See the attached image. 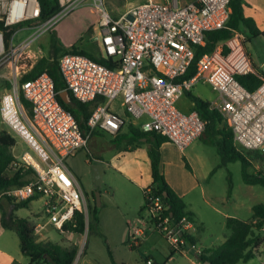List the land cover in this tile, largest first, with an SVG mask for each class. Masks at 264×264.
Returning a JSON list of instances; mask_svg holds the SVG:
<instances>
[{"label":"built area","instance_id":"built-area-1","mask_svg":"<svg viewBox=\"0 0 264 264\" xmlns=\"http://www.w3.org/2000/svg\"><path fill=\"white\" fill-rule=\"evenodd\" d=\"M91 3L98 14L94 40L101 54V64L81 54H64L58 60L59 72L67 91L80 104H93L86 131H81L75 118L58 102L54 83L42 73L33 80L21 77L35 64L34 41L58 20L85 3ZM59 10L39 25H28L40 17L39 0H0V70L11 89L0 96V118L29 151L17 164L32 171L31 180L0 194L12 203L28 200L41 202L40 219L34 235L42 239L47 226L63 233V226L74 223V214L88 222V207L77 179L66 161L87 149L96 131L116 135L125 124L111 104L120 100L128 119H145L143 133L160 135L183 152L204 133L208 122L196 111L182 113L176 101L193 84L204 80L220 96L212 105L227 121L233 141L242 149L264 154V77L262 84L250 92L237 80V75L256 74L243 46L244 37L235 33L195 64V75L181 80L193 60L197 47L205 45V35L226 27L230 0H145L114 18L106 10L105 0H57ZM18 26L8 40L5 29ZM19 29L34 31L19 43L14 37ZM223 47L228 53H223ZM40 52V50H39ZM19 94L31 104V118L25 114ZM144 226H151L170 248L171 255L192 253V264L203 250L192 240L196 227L187 216L175 220L167 216L166 206L152 186L143 191ZM39 219V220H40ZM45 219V222H44ZM144 234L136 229L130 248H136ZM259 249V248H258ZM257 249V250H258ZM261 264H264V249ZM146 264H154L147 259Z\"/></svg>","mask_w":264,"mask_h":264},{"label":"rangeland","instance_id":"rangeland-1","mask_svg":"<svg viewBox=\"0 0 264 264\" xmlns=\"http://www.w3.org/2000/svg\"><path fill=\"white\" fill-rule=\"evenodd\" d=\"M131 1L105 0V7L112 17L117 18L129 9L128 5ZM97 21L98 14L94 11L90 2L79 6L58 20L46 33L40 35L34 41L32 51L36 52L37 55L33 60L36 62L42 57L49 58L53 49L61 52L58 55V58H60L63 53L69 51L72 47L87 51L98 58L101 52L94 40L97 32ZM33 32L19 29L14 37V43L17 44L23 41ZM246 51L251 55L253 62L259 66L264 60V38L250 39L246 45ZM8 75L7 68L0 70V79L6 80L3 76L7 77ZM209 86L204 80L197 81L186 94L189 93L191 96L206 99L210 94ZM186 102H189L187 98ZM111 107L120 116L128 118L124 108L120 106V100L114 101ZM179 110L182 113L189 112L183 108ZM128 121V123L133 122L130 119ZM143 121L144 119L137 122L143 123ZM3 129L10 132L0 118V131ZM11 135L16 140L18 139L13 133ZM115 145L116 141L111 136L102 133L92 139L87 149L79 151L66 161L68 168L77 177L87 205L95 206L98 224H92L90 231L86 228L82 236L59 233L53 227L47 226L44 230L47 237L39 239L38 242L64 246L78 243L79 249L73 264H112V260L116 264H146V260L150 257L155 264L158 262L167 264L166 258L171 254L169 246L154 231V228L144 226L141 221L142 218L147 219V214L143 209L144 198L139 187L140 181L136 178L134 172L129 174L130 179L125 176L122 170L115 167L117 161L121 163L126 161L131 166L132 160L127 156H125L127 159L122 157H120V160L115 159L114 156H117L118 153V149L114 148ZM21 148L29 151L27 146L21 147L18 144L16 150H13L16 159L18 155L22 154ZM216 150V148L209 150L210 156L216 157L208 167L209 169H215L213 177L208 181H202L203 191L199 187L192 189L185 199L186 202L193 205L194 212L197 214L193 222L197 228V233H192V236L196 239V244L199 247H212L221 244L229 235V231L225 228L227 217H236L244 221L250 220L252 207L257 204H264V187L259 184H246L242 177L241 163L239 161L224 162ZM239 151L244 154L250 163L247 168L248 175L251 177L260 175L264 178V155L258 156L259 154L256 151L243 149H239ZM96 152H98V157L94 155ZM30 153L32 154V152ZM163 153L166 164H169L175 176L179 177V150L169 144L164 148ZM86 159L91 160V164L94 165L97 161L102 162L103 179L100 186L95 185L93 165L86 164ZM212 162L215 166H220L216 168L211 165ZM220 163L225 164L223 166ZM230 187L231 194H229ZM95 193H99V206L94 204L93 197ZM2 200V211L8 213L11 208L10 202H7L6 199ZM39 206L40 202L33 201L30 208L20 209L16 212V215L13 211L12 215L33 221L34 218L40 216ZM41 221L42 219L39 220V222ZM129 226L133 230L138 228L144 231L140 245L137 248H130ZM262 236L264 237V228ZM0 250L14 255L22 263L27 264L29 262V258L20 253L18 236L12 230L3 232L0 236ZM262 254V251L258 252L257 255L260 256L256 255L257 257L255 256L249 264H259L263 259ZM173 255L175 261L168 264L177 262L186 264V261L178 255Z\"/></svg>","mask_w":264,"mask_h":264},{"label":"trees","instance_id":"trees-1","mask_svg":"<svg viewBox=\"0 0 264 264\" xmlns=\"http://www.w3.org/2000/svg\"><path fill=\"white\" fill-rule=\"evenodd\" d=\"M40 17L34 21H30L28 25H39L55 13L58 12L59 7L57 0H39ZM18 26H11L5 29V39L8 40L15 32ZM235 33L243 34L248 40L263 37L264 31H260L255 26L252 19L246 18L243 15V0H230L229 3V19L224 29L218 31L208 32L205 35L206 42L202 47L196 48L195 59L184 76L177 79L189 80L195 75V64L198 58L205 54L212 52L216 46L230 39ZM245 44V41H244ZM228 48L223 47V53H228ZM61 52L53 49L49 58L42 57L36 61L34 66L24 74L20 81L33 80L42 73H46L54 83L55 91L59 94L64 91L65 87L58 68V55ZM64 54H81L97 62L108 65L105 60L97 59L91 53L78 50L72 47ZM257 75H237L236 80L248 91L253 92L262 84L260 77H264L261 68L255 67ZM11 89V84L8 80L0 79V95ZM71 104H64L59 96L57 100L59 104L69 112L77 121L81 131H86V123L89 118L93 104H80L71 94ZM195 103V111L208 123L214 119L221 120L220 115L210 110V104L200 98L191 96ZM19 101L27 117L31 118V104L24 99L22 94H19ZM208 126V124H207ZM129 129L134 132V127L130 124ZM95 133H93L94 135ZM138 136L147 137L149 133H136ZM154 143L147 151V156L150 162L151 170V186L156 195H158L166 206L165 214L177 220L182 216H187L192 219L191 213L186 211L185 203L182 199L169 187L166 183L163 174L160 171V146L168 142L166 138L152 134ZM16 145V139L6 130L0 131V194L11 188L21 186L31 180L32 171L25 169L23 166L17 164L16 158L12 153V148ZM218 152L225 162L239 161L242 165L243 181L248 185L259 184L264 187V178L260 175L249 176L247 168L250 166L249 161L243 153L238 151L233 146L232 132L226 130L223 134V141L218 147ZM257 154L264 155L257 152ZM231 194V187L229 189ZM94 198V197H93ZM31 200L12 203L10 201V211L8 213L2 211V203L0 202L1 211V225L4 229L13 230L19 239L20 253L29 258L28 264H73L78 253L76 244L60 245L52 243L38 242L34 235V221L24 218H16L12 212L17 209H26ZM94 204H96L94 198ZM88 207V222L85 223L84 216L78 212L74 214V223L63 226V233L73 236H82L86 228L90 231L92 224H98L96 217L95 206L89 204ZM87 226V227H86ZM225 228L229 231L223 243L203 251V255L199 260L203 263L210 264H239L247 263L255 258L256 250L264 244V237L262 231L264 228V204H257L252 207V216L250 220L244 221L236 217H227L225 220ZM147 261V260H146ZM11 264H20L13 261ZM112 264H116L112 260Z\"/></svg>","mask_w":264,"mask_h":264},{"label":"crops","instance_id":"crops-1","mask_svg":"<svg viewBox=\"0 0 264 264\" xmlns=\"http://www.w3.org/2000/svg\"><path fill=\"white\" fill-rule=\"evenodd\" d=\"M144 2H145V0H132L129 3L128 7L130 8L132 6H137V5H140ZM243 15L246 18L252 19L254 21L257 29H259L260 31H264V0H243ZM238 34H240V33H238ZM241 35L244 37L243 46L246 50V45H247L249 40L243 34H241ZM244 41H245V44H244ZM247 54L251 60L253 67L254 66L258 67V68L262 67V65L264 64V60L258 66L251 59V55L248 52H247ZM209 89H210V94L208 95V98L203 99V98L198 97V96H194V97L200 98L203 101L209 103L210 107H211L212 105L220 102V96L217 92L212 90L211 86H209ZM186 92H188V91H185L184 92L185 94L183 93V95L176 101V107L178 109L183 108L185 111H189L188 113H190L192 111H195V103L191 99V95H189V93L186 94ZM186 98H187V100H189V102H186ZM210 110H214L218 113V111L215 109L210 108ZM220 117H221V120L214 119L211 122H209L208 126H206V129H205L203 135L198 140L193 142L187 149H185V151H183V152L179 151L180 152V160H179V162H180L179 163L180 164V174H179V177H176L174 172H172L169 164L168 165L166 164L165 156L163 153V150L167 145H169V144L172 146H174V145L168 141V142L163 143L159 149L160 171L163 174L164 179H165L166 183L169 185V187L185 203L186 211L191 213V215H192V219H191L192 222H194V219H196L197 214L194 212L195 210H194L193 205L190 202H186L185 199L188 196V194L191 192L192 189L199 187L201 189V191H203V188L201 186L202 181H208L209 179H211L213 177V174L215 173V169H211V168L209 169L208 167H210L211 161L214 160L216 157L210 156L211 154H210L209 150H211L212 148H216L217 154L219 155L218 147L223 141V134L226 133V130H229V129L231 130L227 121L221 115H220ZM144 121H145V119H144ZM125 122H127V123H125L121 127V129L119 130V132L116 135H114V136L109 135V134L108 135L111 136L112 139L116 141V145L114 146V148L118 149V153H117V156H114V158L117 160H120V157L125 158V156H127V158H130L132 160V165L130 166L126 161L124 163L117 161L118 163H117V165H115V167L118 170H122V172L125 174V176L130 178V179H131V177L129 176V174L134 172V175H136V178H138V180L140 181L139 187H140L142 194H143L144 189L146 187H150L151 182H152L150 162H149V159L147 156V151L152 146V144L154 143V140H153L152 134H149L147 137H141V136H138L136 134V133H143L141 131L142 122L141 123H139V122L128 123L129 121H128L127 117L125 118ZM130 124L134 127V132H131V130L129 129ZM231 132H232V130H231ZM94 133L95 134L91 137V139L88 143V147L90 146L92 139L95 136H99L100 134L105 133V132L96 131ZM105 134H107V133H105ZM158 136H160V135H158ZM232 141H233V134H232ZM18 144L21 147L26 146V144L23 141L17 139L16 145L12 148V153H13V150H16ZM233 146L238 151H239V149H242L239 146H237V144L234 141H233ZM21 150H22V152H21L22 154L24 152H28L22 148H21ZM243 150H245V149H243ZM21 155H18L16 160H18ZM94 155H95V157H98V152H96ZM91 156H93V155L91 154ZM127 158H125V159H127ZM85 163L90 164V165H94V164H91V160H89V159H86ZM227 163H231V162H227ZM95 164L103 165L102 162H100V161H97ZM224 164H221V165L224 166ZM211 165L213 166L214 162H212ZM219 166L220 165H216V166L214 165V167H216V168ZM70 172H71V170H70ZM72 175L77 179V177L74 175V173H72ZM202 197H203V194H202ZM143 198H144V196H143ZM6 200H8V199H6ZM2 201L3 200L0 199V202H2ZM33 201H38V200L37 199L31 200L28 208H30ZM7 202H10V201L8 200ZM38 202H40V201H38ZM40 205H41V202H40ZM38 208H39V212H40L41 206H39ZM18 210H20V209L15 210L13 213L16 215V212ZM18 218H23V217H18ZM0 219H1V217H0ZM39 219H40V216L34 218V220H33L34 223L36 224L39 221ZM149 227H151V226H149ZM135 230L131 229L129 226V236L130 237H131V235H133ZM7 231H9V230H7V229L5 230L2 227L1 222H0V236H2L3 232H7ZM195 233H197V230ZM44 236L47 237V234H44ZM192 240H193V242L196 243V239L193 236H192ZM224 240L221 243H223ZM38 241H39V239H38ZM75 244L78 247V243L75 242ZM263 246H264V244L262 246H260L258 250H256L257 251L256 255L258 252H261V250L264 248ZM213 247H216V246H212V247L201 246L200 248L204 251L206 249L213 248ZM176 255H178V254H176ZM178 256L180 258H182V260L186 261V264H192V262L194 260L192 253H188L186 255H178ZM257 256H260V255H257ZM150 259H152V258L150 257ZM13 261H16L20 264H25V263H22L20 260H17V258L14 255L8 254L7 252H3L0 250V264H11ZM166 261H167L166 262L167 264L175 261L174 255L170 254V256L166 258ZM250 261H252V260H250ZM250 261L247 263H239V264H249ZM153 263L155 264L154 261H153ZM260 263L261 262H259V264ZM157 264H165V262L164 263L158 262ZM175 264H180V263L177 262Z\"/></svg>","mask_w":264,"mask_h":264},{"label":"water","instance_id":"water-1","mask_svg":"<svg viewBox=\"0 0 264 264\" xmlns=\"http://www.w3.org/2000/svg\"><path fill=\"white\" fill-rule=\"evenodd\" d=\"M261 70L264 74V64L262 65ZM58 96L64 104L66 105L71 104V97L67 91H62L61 93L58 94ZM92 170H93L95 185L100 186L102 183V179H103V166L100 164L93 165ZM94 198H95L97 206H99L100 205L99 193H95ZM205 264H210V263H205Z\"/></svg>","mask_w":264,"mask_h":264}]
</instances>
